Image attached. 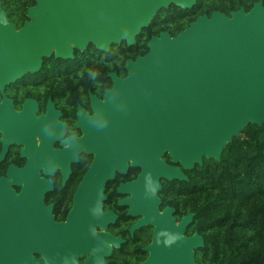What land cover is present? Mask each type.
I'll use <instances>...</instances> for the list:
<instances>
[{"label":"water","instance_id":"95a60500","mask_svg":"<svg viewBox=\"0 0 264 264\" xmlns=\"http://www.w3.org/2000/svg\"><path fill=\"white\" fill-rule=\"evenodd\" d=\"M171 3L187 8L195 0H37L33 10L40 19L18 31L0 3V85L33 70L39 64L35 56L52 44H58L65 56L69 55L64 42L72 39L96 37L91 40L103 50L121 39L133 44L140 29ZM146 45L144 55L126 61L125 78L110 73L113 87L104 95L106 104L96 105L94 132L85 141L96 156L74 198L69 226L53 224L49 211L37 202L51 189L50 182L38 180L31 170H13L14 184L21 186L15 193L0 181V264H25L27 247L47 248L41 264H59L61 259L70 263L74 251L91 246L98 250L101 239L113 240L95 235L93 227L95 221L103 224L100 208L106 181L117 168L125 171L129 156L130 165L141 170L120 191L133 195L126 200L129 213L145 215L134 227L153 226L152 248L151 243L145 247L143 262L159 264L164 258L168 264H196L194 250L204 245L203 238L197 232L184 235L193 213L176 223L173 208L160 212V180H187L183 169L201 165L203 157L219 160L244 126L264 122L263 2L229 16L219 11L203 14L176 36L160 32ZM203 142L215 153H198ZM165 153L174 165L165 161ZM11 194H34L32 210L15 203ZM99 251L91 262L99 263Z\"/></svg>","mask_w":264,"mask_h":264},{"label":"flooded vegetation","instance_id":"af4514ba","mask_svg":"<svg viewBox=\"0 0 264 264\" xmlns=\"http://www.w3.org/2000/svg\"><path fill=\"white\" fill-rule=\"evenodd\" d=\"M36 5L37 0H29L25 18L22 20L9 17L6 13L8 22L18 31L26 23L31 25L38 21L40 15L33 10ZM164 31L166 30L160 32ZM73 40L75 41L72 39L64 42V46L70 44L67 50L69 56L62 53L58 44L49 45L46 51L38 54L39 64H36L33 70L0 85V181L9 180L16 193H19L21 188L14 184L13 170H31L37 179L50 182L51 189L41 194L37 202L42 205L44 211H49L53 224L68 226L69 216L75 205L74 198L96 156L92 146L85 143L88 134L94 132L93 125L98 115L96 105L106 103L104 95L113 87V80L109 76L113 71L106 73L107 78L83 80L85 67H79L78 60L75 64L60 63L73 60L82 52L99 49L91 39H87L84 46H81L83 41L74 45L75 42H71ZM121 41L126 43L124 39ZM111 44L112 42L109 46ZM73 65L75 67L70 69ZM117 76L125 78L127 73ZM125 166V171L121 172L117 168L113 177L106 181L100 208L103 224L95 221L93 227L95 235H108L113 240L101 239L100 249L96 250L91 246L81 252L74 251L73 262L68 263L61 259L59 264H88L89 260H93L94 252L99 250L101 251L98 253L97 264H131L134 260L131 254L137 252L146 254L134 264L146 260L148 252L145 247L151 243L153 226L134 227L142 218V214L129 213L130 204L126 200L133 195L120 191V186L134 181L141 169L132 167L129 161ZM11 195L15 203L23 204L32 210L34 194ZM22 197H29V200ZM161 203L160 200V212L167 206L171 207H161ZM174 212L173 208L171 216L178 223L180 218L176 219ZM26 244L33 243L27 241ZM34 252H40V255ZM46 255L47 248L40 250L27 247L24 256L28 257V261L25 264H41ZM96 261L90 264H95Z\"/></svg>","mask_w":264,"mask_h":264},{"label":"trees","instance_id":"16d2710c","mask_svg":"<svg viewBox=\"0 0 264 264\" xmlns=\"http://www.w3.org/2000/svg\"><path fill=\"white\" fill-rule=\"evenodd\" d=\"M258 1L195 0L187 8L171 3L159 9L151 22L140 29L135 43H112L107 50H88L60 63L75 64L78 60L79 67H85L83 80L107 78L108 71L125 75L126 61L144 55L152 35L166 30L173 37L198 16H210L213 11L229 16L241 7L247 12ZM261 1L264 6V0ZM0 3L9 17L25 18L29 0H0ZM164 159L174 165L167 154ZM183 172L187 180L161 179L157 195L161 207L169 205L175 209L176 219L193 213L185 234L197 232L204 242L194 250L196 264H264V122L244 126L225 145L219 160L203 157L201 165L195 164ZM145 254H131L134 259L131 264Z\"/></svg>","mask_w":264,"mask_h":264},{"label":"bare ground","instance_id":"6f19581e","mask_svg":"<svg viewBox=\"0 0 264 264\" xmlns=\"http://www.w3.org/2000/svg\"><path fill=\"white\" fill-rule=\"evenodd\" d=\"M90 38L91 39H94L95 41H97V38L96 37H93V36H90ZM110 38H112V35L110 34L109 35V39ZM76 42H77V44H80V41L79 40H75ZM74 40L73 41H71L72 43H74L75 42ZM68 45H70L69 43H67L65 46L67 47L66 49L68 50ZM59 48L57 47V50H58ZM106 102V101H105ZM104 104V103H103ZM106 104V103H105ZM97 112V111H96ZM83 113V112H82ZM84 114V113H83ZM82 114V115H83ZM96 114V113H95ZM98 114V113H97ZM92 117V116H91ZM85 118V117H84ZM86 119H88V118H86ZM91 121V120H90ZM62 129V128H61ZM35 135V134H34ZM85 136V135H84ZM78 140V139H77ZM81 140V139H80ZM70 144V143H69ZM71 146V145H70ZM187 147L189 148V149H193V146L192 145H188L187 144ZM215 150L216 149H214L213 147H211L209 144H207V143H205V142H203V145H202V147L200 148V150H198L197 152L198 153H200V152H205V153H207V154H214L215 153ZM96 154V153H95ZM128 161H133V156H129V157H127V159H125L124 160V163L125 164H127V162ZM60 163V162H59ZM38 175V174H37ZM39 180V179H38ZM8 184H10V182H9V180H8V182H7ZM22 184H23V182H22ZM154 208H156V204L154 205ZM162 212V211H161ZM143 215V217H145V215L144 214H142ZM174 224L172 223V226H173ZM104 244V243H103ZM151 248H152V243H151ZM91 255V254H90ZM146 262H142L141 264H145ZM159 264H168L166 261H165V259L164 258H161L160 259V261H159Z\"/></svg>","mask_w":264,"mask_h":264},{"label":"rangeland","instance_id":"374dc122","mask_svg":"<svg viewBox=\"0 0 264 264\" xmlns=\"http://www.w3.org/2000/svg\"><path fill=\"white\" fill-rule=\"evenodd\" d=\"M87 41L88 40H85V41H83L82 42V44H81V46L83 45H85L86 43H87ZM74 45H79V44H77V42L75 41V43H74ZM36 59L38 60L39 59V55L38 56H36ZM168 155V153H165L164 155ZM170 159H172L171 157H170ZM129 163L131 164V162L129 161ZM19 188H21V186L20 185H17ZM13 189V188H12ZM14 192H15V190H13ZM16 193V192H15ZM157 208H158V205H157ZM184 234V233H183ZM185 235V234H184ZM152 243V242H151ZM34 253H37L38 255H40V252H34Z\"/></svg>","mask_w":264,"mask_h":264}]
</instances>
